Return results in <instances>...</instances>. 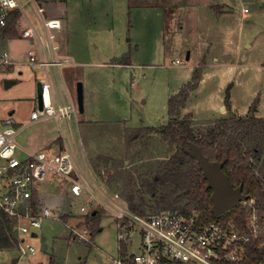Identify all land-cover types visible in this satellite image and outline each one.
<instances>
[{"label":"rangeland","instance_id":"1","mask_svg":"<svg viewBox=\"0 0 264 264\" xmlns=\"http://www.w3.org/2000/svg\"><path fill=\"white\" fill-rule=\"evenodd\" d=\"M17 1L21 19L16 35L1 39L15 65L0 70V118L10 116L18 126L25 125L16 137L22 146L53 135L60 130L59 126L68 138L61 120L60 124L48 118L30 123V113L37 107L41 74L26 64L27 50L33 47L28 38L21 36L29 21L41 30L36 5L41 7L46 1L47 9L60 13L65 0ZM148 1L161 11L137 10L132 6L135 0H72L66 19L61 21L66 28L65 38L63 32H57L62 19H53L51 27L56 38L59 35L63 40L64 48L66 43L73 61L63 70L71 98L76 97L77 81L82 82L85 113L78 112L73 132L83 143L89 167L105 191L118 193L127 206L128 194L133 193L137 202L143 198L145 214L155 212L151 207L165 190L164 185H158L157 193H150L156 163L175 150L157 131L169 117L167 99L190 80L195 68L202 69V74L204 63L213 55L214 44L220 45L216 52L230 49L232 40L226 31L232 29L243 48L239 55L241 63L234 60L231 65H217L190 91L185 107L196 118L192 119V129L198 132L214 124L218 118L212 119L211 124L205 119L217 116L218 112L212 109L224 99L229 84L230 109L224 105L227 111L232 113L233 106L235 114L245 116L258 98L254 114L264 116V0ZM245 8L248 10L244 11ZM153 29H165L164 39L156 38ZM186 37L207 38L206 48H201L197 40L192 46L197 57L195 66L193 58L186 59L187 49L180 44ZM124 55L126 60L122 59ZM226 58L230 60L228 55ZM124 60L128 64H120ZM5 80L13 82L5 86ZM185 113L188 112L181 115ZM85 117L98 122H87ZM147 127L155 130L149 132ZM89 142L102 152L93 154ZM99 156L109 158V165L105 166ZM91 199L87 192L76 194L71 209L82 216L80 206ZM94 208L98 211L99 229L93 235L83 224L73 225L81 219L68 217L64 223L53 214L43 221L37 236L25 237L36 248L35 253L20 255L16 248L0 250V264H12L13 259H17L15 264H48L50 257L57 264H113L118 245L115 218L96 201L91 206ZM71 227L81 235H72Z\"/></svg>","mask_w":264,"mask_h":264},{"label":"built area","instance_id":"2","mask_svg":"<svg viewBox=\"0 0 264 264\" xmlns=\"http://www.w3.org/2000/svg\"><path fill=\"white\" fill-rule=\"evenodd\" d=\"M36 7L41 30L29 21L21 32L33 47L27 50L26 64L33 72L41 74L38 82L42 87L43 104L39 109L37 103L31 111L30 123L48 118L60 124L61 120L68 138L63 136L59 126L63 140L60 147L25 150L16 141L25 125L18 126L10 116L0 118V211L13 223L20 255L36 251L25 237L36 236L46 218L55 214L60 220L58 211L54 213L51 206L40 204L34 198L40 185L55 180L68 181L75 193L87 192L92 196L80 206L82 214L92 210L94 201L112 212L118 238L113 264H242L246 261L249 244L254 248L252 257L261 251V258L255 259L254 264H264V221L252 197L240 202L245 211L244 220L200 223L195 211L135 213L118 193L105 191L84 159L81 139L73 132V123L77 124L78 120L76 98L70 97L61 74V69L72 65L73 61L59 52L51 28L54 20L43 14L42 7ZM16 9L21 10L17 0H0V37L8 17ZM13 65L15 61L8 49L0 46V70ZM71 231L72 235H81L74 227Z\"/></svg>","mask_w":264,"mask_h":264},{"label":"trees","instance_id":"3","mask_svg":"<svg viewBox=\"0 0 264 264\" xmlns=\"http://www.w3.org/2000/svg\"><path fill=\"white\" fill-rule=\"evenodd\" d=\"M43 8V7H42ZM44 9V8H43ZM56 16H60L57 11ZM19 11L8 17L7 26L2 29L5 36L16 35V25ZM202 69L195 68L189 81L167 99L168 119L157 129L162 138L168 140L174 147V152L155 166V177L151 194L157 193V186L164 185L165 190L160 194L155 205L151 207L155 212L161 210H180L183 212L195 211L200 223L212 220L237 221L245 219V211L240 203L220 215L211 212L212 189L207 187V180L195 157L189 154L191 144L200 147L203 154L211 161H224L223 171L227 174L233 187L242 184V192L249 198H254L260 218L264 221V116H256V98L249 107L245 116H230L217 119L213 125L195 132L192 129V113L181 115L190 91L198 87ZM226 87L224 105L230 109L229 89ZM230 111V110H229ZM146 130L152 132L153 127ZM252 141H254L252 143ZM246 143L245 147L243 144ZM104 165H109V158L98 157ZM256 164H258L256 166ZM142 198V197H141ZM129 209L138 214L147 212L145 200L137 202L133 193L126 196ZM94 211V210H93ZM64 214L63 219L68 220ZM73 225H84L89 234L99 229L98 213L89 212L79 216ZM17 247L16 231L13 223L0 211V250H10ZM250 244L246 261L242 264H254L255 259L261 258V251L252 257ZM257 252V251H256ZM48 264H57L53 257Z\"/></svg>","mask_w":264,"mask_h":264},{"label":"crops","instance_id":"4","mask_svg":"<svg viewBox=\"0 0 264 264\" xmlns=\"http://www.w3.org/2000/svg\"><path fill=\"white\" fill-rule=\"evenodd\" d=\"M71 1L72 0H65L64 1V3L61 5L62 8L60 10V16L59 17L56 16V13L57 12H56L55 9L54 10H51V11L49 9H47L48 5H47V2L46 1H43L42 2L43 3L42 4L43 6H41V7L44 8V11H45V13L43 11V14L45 16H47L48 18H50V19H57V20L58 19L59 20L62 19V20H60V28L58 29L57 32H63L64 38H65V35H66L64 29H66V28L62 26L63 23L61 21L64 22V20L66 19L67 11L70 8L69 5L71 4ZM76 3H77V0H76ZM132 6L133 7H136L137 10H141V9H144V8H149L148 9V12H150V13H154V12H151L152 10L154 11V9L155 10L157 9L159 12L161 11L159 6L153 5L148 0H135V2L132 4ZM36 9H37V7H36ZM15 11H20V10H17L16 9L10 15L14 14ZM46 11H48V12H46ZM148 12H147V14H149ZM20 19H21V17H19L18 20H17V25H16L17 28L19 26ZM237 29H241L240 26H238ZM164 32H165V29H153V33H156L157 34L155 37L156 38L159 37V39H164ZM53 33L55 34V40H56V43L59 46V52H60V54L71 57L67 53L66 43H65V48H64V46H63V44H64L63 43V40H61L59 38V35H58V38H56V32L55 31H53ZM225 33H227V36L228 37H231L230 40H232V43L230 44V49L225 50V51L223 50L221 52H218V51L216 52L215 50H219L218 47H220V45L214 44L213 55H212L211 58L209 57L206 60V62L204 63V65H203V72L201 74L200 81H202L205 76H208V74H211L208 71H210L213 68H216L217 65H231L234 62V60H238L239 63H241V60L239 59V55L243 51V48L235 40L234 33H233V30L232 29L229 30V31H226ZM191 38L192 37H189V38L186 37L184 43H182V41L180 40V44H182L181 47L184 50L187 49V51H189V58H188V60L191 59V58H193V63L192 64L195 66L196 65V58L197 57L193 53V50H192V46L195 45L194 42H196V40H197V42L200 43V47L201 48H206L208 46L206 44H208V43H207V38L201 39V38H195V37H193L192 38L193 40H191ZM1 39H3V40L6 39V36L4 34H2V33H1V37H0V46L3 47V48H5V44L2 43L3 40H1ZM217 44H220V43L218 42ZM225 45H228V44H225ZM226 55H228L230 57L229 58L230 60H228L226 58ZM122 59H125L126 60L125 55L123 56ZM125 60L123 62H120V64H123V65L124 64L125 65L128 64V60L127 61H125ZM227 62H229V63H227ZM129 64H131V62ZM66 66H68V65H66ZM64 68L65 67H63L61 69V74H62L63 81L66 84L67 82H65V77H64V73H63ZM200 81H199V83H200ZM223 100L220 102V104H218L216 107H214L212 109L213 112H215V111L218 112L217 116H211V118L205 119V120L209 121L208 123L211 124L212 123L211 122L212 119H217V118L219 119V118L225 117L227 114L230 115L231 112L230 111H227L225 108H223L224 107ZM185 110H186V112H191L185 106L181 109V112H184ZM233 110L234 109H233V106H232V113L234 115H236V116H242L244 114V113H242V114H235L233 112ZM83 113H85V111H83ZM256 116H262V114L260 113V115H256ZM192 119L194 121H196V118L194 117V115L192 116ZM84 120H86L87 122H98L97 120L87 119L86 117H85ZM204 122H206V121H204ZM137 128H140V127H137ZM62 141H63L62 140V130L60 129L56 133L53 132V135H45L42 139H37V140L30 141L29 146H22L19 143L18 144L20 145V147L22 149L29 150V151H35V150H39V149H44V150H50L51 149V150H53V149H56V148L60 147L61 144H62ZM88 146H89V148H92L91 147L92 146V142H89V145ZM92 150L95 151L93 154L102 152L100 149L94 148V146H93ZM22 153L23 152L21 150L19 154L21 155ZM103 154H107V153H103ZM85 156L86 155H85V151H84V159L87 162V158ZM88 166H89V164H88ZM90 169H91L92 173L95 174V171L93 170V168H90ZM74 193L75 192L73 191L70 182H68V181H55V180H50V181H46L42 185H40L39 190L36 191L35 194H34V198L37 199L36 201L39 202L40 204H46L48 206H51L53 209L58 210V212L61 214L60 215V221H63L64 223H66V221L63 219V215L64 214L69 215V219H78V217H79L75 213V211H73L71 209V206H72L73 202L75 201L74 198L76 197V194H77V193H75V194ZM77 195H80V194H77ZM93 210L94 211L96 210V213H98L97 208H94ZM93 210H91V211H93ZM36 236H37V234H36ZM12 261H14V264H15V262L17 261V259H13ZM40 264H42V263H40Z\"/></svg>","mask_w":264,"mask_h":264},{"label":"water","instance_id":"5","mask_svg":"<svg viewBox=\"0 0 264 264\" xmlns=\"http://www.w3.org/2000/svg\"><path fill=\"white\" fill-rule=\"evenodd\" d=\"M189 58V51L186 52V59ZM5 86L13 82L12 80H5ZM76 103L79 113H83V89L82 82L76 83ZM37 103L39 109L42 108L43 97L41 83L37 82ZM224 108V107H223ZM230 116H233L230 113ZM189 154L196 158L198 161L203 176L207 180V187L212 189L211 193V212L214 215H220L223 212L231 209L235 205L239 204L242 200L247 198V195L242 192V184L237 187H233L229 181L227 174L223 171L222 166L225 160L211 161L205 156L199 146L191 144ZM92 213H96L92 211ZM14 264V261H12Z\"/></svg>","mask_w":264,"mask_h":264}]
</instances>
